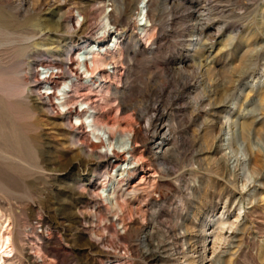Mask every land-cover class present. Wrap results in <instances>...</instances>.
Wrapping results in <instances>:
<instances>
[{"label": "rangeland", "instance_id": "1", "mask_svg": "<svg viewBox=\"0 0 264 264\" xmlns=\"http://www.w3.org/2000/svg\"><path fill=\"white\" fill-rule=\"evenodd\" d=\"M49 1L0 0V231L9 235L0 264H195L200 224L216 223L223 208L232 220L240 207L218 260L264 264V0H169L156 11L149 42L125 11L124 66L116 63L123 80H103L119 91L102 92L113 108L98 122L148 115L159 103L172 143L152 156L157 136L142 133L144 158L124 173L123 228L100 195L118 167L92 161L28 92L32 58L75 56L93 42L80 41L91 35L80 29L83 14L72 18L75 32L63 20L94 0ZM44 71L37 68L41 80Z\"/></svg>", "mask_w": 264, "mask_h": 264}, {"label": "bare ground", "instance_id": "2", "mask_svg": "<svg viewBox=\"0 0 264 264\" xmlns=\"http://www.w3.org/2000/svg\"><path fill=\"white\" fill-rule=\"evenodd\" d=\"M51 1L49 3H56L57 5L59 2H63L61 0ZM168 1L132 0V3L128 4L127 0H94L88 11L81 10L77 6V1L71 2L73 6H77V9H69L67 11L69 15L65 16L63 20L66 31H76L72 24V18L77 12L79 15L83 14L80 29L90 34H96L99 38L92 40L93 42L85 45L86 47H78L75 51V56L72 55L73 53L63 51L59 55L53 54L39 58L37 56L30 61L28 92L40 101L45 112L53 113L65 126L70 128L72 141L77 143L81 151L88 155L92 161L98 164L99 161L104 160L107 165L110 163L113 168L118 167L114 173L113 182L107 186H105V182H102L100 195H103L112 209L116 211L117 222L122 228L125 222L120 215H123L126 207L122 196H126V188L124 186L127 185V182H124V173L127 172L128 175V172L132 171L130 170L131 165L144 158L138 149L141 147V143L147 139L142 133L149 134L151 137L157 136L151 148L152 156L157 157L164 155L169 149V144L172 143V136L169 126L162 118L163 111H161L159 103L150 107L151 113L148 115L132 112L124 115L123 118H118L112 124H108L107 120L99 123L100 121L98 122V120L109 113L107 112L108 110L113 108L111 97L103 96L102 92L108 95L111 89L119 91L118 86L112 87V83H106L103 80L107 82L112 80L117 83H122L123 80L121 76L123 71H117L116 63L121 61L120 65L124 66L123 60H119L123 57L120 46L127 38V29L122 28L119 21L125 16V11H127L129 17L137 16L138 20L142 22L141 26H139L140 32L144 34L146 41L149 42L151 40L152 22L154 18L158 19L156 11L160 6H165ZM180 1L185 2L186 0ZM48 5L50 6L47 3L46 6ZM127 6L128 8L126 9ZM106 33L110 36L111 41L109 40V43L104 44ZM197 37L194 40L192 39L193 44L200 42V37ZM77 57L78 59H76ZM37 68L46 70L45 73L48 74V78L45 80L39 79ZM79 69L83 70L84 78L78 74ZM110 69L113 70V75H110ZM60 85H62V88L59 87ZM42 90H45V92H42ZM77 105L86 106V109L76 110ZM105 107H108V110H105ZM123 109L118 106L115 111L116 114L119 113L121 115ZM122 119L126 120V126H121ZM72 120H74V124H72ZM86 121L88 122L87 125H85ZM133 122L138 124L137 128H132ZM231 124L233 123L231 122ZM84 128L86 130H83ZM90 136L95 138L96 141H92ZM227 136L229 135L227 134ZM226 141H229V137L226 138ZM108 151H111V156ZM240 157L244 161V168H246L248 164L246 154H240ZM235 160L236 157L232 159V163ZM135 187L132 185L130 192L135 190ZM242 208H239L240 211L237 212L232 220L224 218L223 208L217 216L216 223L207 217L208 219H205L200 224V229L196 231L198 244L196 243L197 246L193 250L195 264H220L218 251L221 248V243L222 241H227L225 235L227 232H231L237 224ZM1 231L0 248L5 245L6 249L2 251L5 254L9 252L7 250L9 247V235L4 236ZM148 234L146 233L144 239L147 238ZM2 257L0 255V259Z\"/></svg>", "mask_w": 264, "mask_h": 264}, {"label": "built area", "instance_id": "3", "mask_svg": "<svg viewBox=\"0 0 264 264\" xmlns=\"http://www.w3.org/2000/svg\"><path fill=\"white\" fill-rule=\"evenodd\" d=\"M98 35H94V34H91L90 36H84V38H82V39H80V41H83V40H87L88 42H90V41H92V40H95V38H99V37H97ZM109 40L111 41V38H110V36L108 35V33H106V35L104 36V44H106V43H109ZM80 71V70H79ZM45 72V71H44ZM110 72H111V70H110ZM82 74V73H81ZM82 77H83V74H82ZM77 110H80V108L79 109H77Z\"/></svg>", "mask_w": 264, "mask_h": 264}]
</instances>
